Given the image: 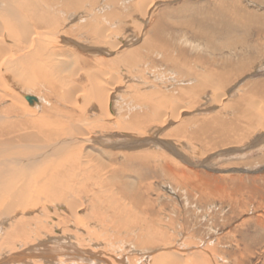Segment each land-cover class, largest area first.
<instances>
[{
    "label": "bare ground",
    "instance_id": "bare-ground-1",
    "mask_svg": "<svg viewBox=\"0 0 264 264\" xmlns=\"http://www.w3.org/2000/svg\"><path fill=\"white\" fill-rule=\"evenodd\" d=\"M84 1L96 2L0 0V223L4 227V235L0 236V249L3 248L0 264H126L122 260L123 253L108 252L94 239L99 237L98 229L108 233V227L129 230L135 234L136 242L155 250L150 264H212L206 256L207 247H204L206 252L195 249L188 258L184 251L189 248L179 251L178 247H173L176 237L169 231H175V220L170 217L163 223L160 213H164L165 207H157L150 198L149 193L154 191L150 179L156 182L168 179L174 185H180L188 192L182 194L184 199L193 191L195 195L225 200L234 195L237 199L238 193H215L219 187L207 182L210 177L201 180L191 169L162 153L139 150L122 154V162L135 164L138 182L133 187L128 177L122 176L127 170L113 167V158L118 156V151L113 148L157 144L160 142L159 128L147 133V125L165 120L174 122L170 135L183 133L194 140L206 136L205 145H200L207 150L222 146L225 140L228 143L243 142L238 140L244 136L242 132L249 136L256 129L264 128V87L258 86L262 89L259 92L254 86L220 103L222 109L210 120L194 115L179 122L182 119L179 115L185 109L178 110L173 101L186 100L190 104L186 109L195 110L192 103L197 102L199 92L210 89L212 101L219 104L231 76L224 72V60L214 66L213 59L203 55L189 56L180 45L170 42L172 37L167 38L165 30H161L162 26L166 29L172 25L164 26L158 19L145 30L142 23L136 24L138 33L143 35L138 47L118 50L127 43L125 39L113 37L108 21L113 15L104 12L99 15L100 11L93 9V17L85 18V22L66 25L67 20L83 17L78 11ZM125 1L133 9L134 3ZM134 1L139 2L138 9L145 17L158 0ZM255 21L262 23L256 18ZM236 24L243 25L238 20ZM189 26L193 28V24ZM191 29L190 33L197 36L198 31ZM222 31L224 29L216 32ZM204 33L205 43L213 42V35L211 39L207 32ZM80 37L86 38L91 46L77 42ZM232 45L236 46L235 43ZM241 46L246 45L241 43ZM68 47H73L74 51ZM214 50H217L215 46ZM113 51L116 52L114 56ZM141 55L149 58V68L171 66L187 77L190 85L170 91L169 96L159 88L142 90L148 81L142 78L143 75L137 76V80L132 74V71L136 75L145 71L135 68L140 64L147 65ZM118 65L127 68V73L119 72ZM134 81H139L142 86L135 85ZM121 88L128 93L117 102ZM38 90L45 96L37 95L38 92L26 94ZM27 96L33 99L29 101ZM230 110L233 115L227 118L229 122L225 127L222 129L219 123L215 125V121L225 117L222 113ZM201 119L202 122L197 123L199 126L191 130L194 132L183 131L187 125ZM208 123L212 132H198ZM115 131L121 132L122 140L116 139ZM178 157L187 160L182 155ZM34 213L36 215L31 216ZM59 213L73 218L72 228L66 226L68 219L58 216ZM185 219L183 224L188 226L190 222ZM27 225L32 226L27 228ZM31 231L37 236L31 238ZM40 231L43 235L38 234ZM233 241L242 253L234 255L228 250L223 254L234 259L233 264H244L243 260L249 259L251 250L247 246L241 248V242ZM16 242L20 243L17 245ZM241 254L244 255L242 259L238 258ZM127 260V264H136V260L139 264L140 259Z\"/></svg>",
    "mask_w": 264,
    "mask_h": 264
},
{
    "label": "rangeland",
    "instance_id": "rangeland-1",
    "mask_svg": "<svg viewBox=\"0 0 264 264\" xmlns=\"http://www.w3.org/2000/svg\"><path fill=\"white\" fill-rule=\"evenodd\" d=\"M129 2L134 3L133 9L125 0H121V2L96 0L94 4H91L92 1H84V6L78 11V13H82L83 17H75L72 20H67L66 25L85 22V18L93 17V9H95V12L99 10V15H102L101 12L108 13L109 16L113 15L112 19L108 20L112 25L113 37L125 39L127 43L121 45L117 49H124V51H127L130 48L138 47L142 42L143 35L138 33L136 24L142 23V27L145 30L153 20L158 19L159 23L164 26L165 24L172 25L166 29L162 28V26L161 30H165V36H167V38L170 36L172 37L170 42L174 41L173 44L178 47L180 45V47L186 50V54L189 56L203 55L202 57H207L209 60H215L214 66L219 65L218 63L224 60V72L231 76L229 85L227 84L223 88L224 95L219 104L212 101L210 89L201 90L199 92L197 102L192 103L195 105V110L189 111L186 109V106L190 105L186 100L179 99L173 101V104L178 105V110L185 109L186 111L179 115L182 118L179 122L187 121L190 116L194 115V117H205L210 120L211 116L217 114L222 109V104L220 103L225 102L229 98L232 99L235 96L237 97L239 92L244 93L248 91L247 89L254 86H257L256 88L258 90L259 87H264V0H158L155 8L145 17L138 9V6H140L139 2L134 0ZM91 6L93 8L88 11V7ZM255 18L259 19L260 22L262 21V23H256ZM236 20L243 23V25H241V27L243 26L242 29L236 24ZM244 20L246 21L245 23ZM247 21H249V23H247ZM189 24H193V28L192 26L190 27ZM189 28L198 31L196 32L197 36L195 34L192 35ZM222 28L224 31L221 33L216 32L217 30H223ZM204 31L208 33L207 37L213 35V42L208 44L205 43L206 37H204L203 34L206 33H204ZM167 33H169V35ZM82 38L84 37H80L77 42L86 45L88 43V45L91 46V43L88 42L86 38ZM241 40V43H244L246 46H241V43H239ZM208 41H210V39ZM237 41L239 42L236 45ZM232 43H235L236 46L233 47L234 45H232ZM229 44L231 45L229 46ZM214 46L217 50H214ZM68 49L74 51L73 47H68ZM115 51L117 52V50ZM115 51H113V56L116 54ZM240 54H242V56H240ZM140 58L143 62L145 61L147 65L143 66V64H140L135 66V68L145 71H139L140 73L137 75L132 71V74H135V76L139 78L143 75L142 78L148 81L145 87L138 83L141 80L134 81L135 85L142 86V90H155L159 88L164 91V94L169 96L170 91L190 85L189 79L184 75H180L181 73L175 68L167 65H158L159 67L149 68L151 66L149 58L142 55ZM241 62H243L242 65L240 64ZM235 68H237V71ZM114 69L115 67H113V71ZM116 69H118L119 72L122 71L121 73H127V68L122 65L116 66ZM218 70L222 71V69ZM138 77L137 80L139 79ZM261 91L262 89L259 90V92ZM37 92L39 94H37ZM120 92L121 96L117 98V102L122 100L123 96L125 97V95H127L126 93H128V91H124L123 89ZM26 94H37L41 97L45 96V93L39 90L26 92ZM258 99L260 100V98ZM232 115L231 110L223 112L222 116L225 117L215 121V125L219 123L223 129L225 124L229 122L227 118H231ZM200 122H202V119L195 120L187 125L185 127L186 129L183 131L194 132L191 130L199 126L197 123ZM173 124V121L169 122L168 120H165L164 123H159V121L149 122L147 128L150 130L147 129V133L159 128L157 137L160 142L131 149L113 148V151H118L117 158H113V167L125 168L127 172L122 176L128 177L127 180L132 183L134 187L135 184L137 185L136 182H138L136 174L134 173L135 164L133 162H122L124 160L122 154L124 152L134 153L137 150L146 152L155 151L162 153L168 159L179 162L184 168L191 169L195 172L196 177L201 180H207V177H210L211 179L207 182H210L215 187H219L218 190H215V193L222 192V195H225L231 191L237 192V199L235 195L231 196L232 198L227 197V200L222 197H218V199L213 196L208 198L200 194L195 195L194 191L193 194H189V196L184 199L182 194H188V192L180 185H174L173 181L168 179L157 182L155 179H150L154 186V191L150 192L149 196L158 204L157 207H165L164 213H160L163 223H166L170 217L172 220H175V231H169V234L173 235L174 238L176 237V241H173V247H178L177 249H179V251L189 248L184 251V255H186L187 258L190 257L189 253L195 249L203 252L207 247L208 251L206 250L207 252H205L208 254L206 256H208L207 258L209 261L211 260L210 262L212 264H233L235 262L234 259H228V255H224L223 253L228 250L234 253V255L242 253L235 247L234 239L237 240L236 242H241L239 243L241 248L245 249V246H247L251 250V254L248 256L249 259L245 258L246 260H243L244 264H264V128L256 129L249 136L247 132H242L244 136L238 140H243V142L228 143V141L225 140L222 142V146H217L215 148L211 147L210 150H207L205 146L200 145L202 143L205 145L206 136L200 137L199 140H194L189 139L187 135L183 133L178 136L170 135ZM205 130L212 132L209 123L204 130H199L198 132H205ZM115 132L118 135L116 139L122 140L123 137L119 136L121 132ZM95 147L99 149L98 146ZM194 147L197 148V152L194 151ZM178 155L184 156L187 160H180ZM212 178H214V180H212ZM120 181L122 180L120 179ZM233 199L235 200L234 203L231 202ZM186 200L187 202H185ZM85 202L88 203V200L86 199ZM188 212L190 214H186ZM34 215L36 214L34 213L31 216ZM58 216L65 217V215H60V213ZM185 217V221L187 222V220H189L190 222L188 226H184L183 224V218ZM226 217L227 219L223 220ZM65 218L68 219L66 226L72 228V224H75L73 218L68 216ZM8 222L10 221H7V223ZM30 223L32 222L30 221ZM3 225L6 226V224ZM207 225L210 227L208 228ZM29 226L32 225H27V228H29ZM95 228H97V226H95ZM108 229V233L102 228L98 229L97 234H99V237L95 236L94 238L102 243L101 246H104L103 248L106 251H113L115 255L123 253L122 260L126 264L129 261L127 260L128 258H139V264H150L151 255L156 253L155 250L146 249L141 242H136L135 234L129 230H116L113 227H108ZM41 232L42 231L38 234L43 235V232ZM105 232L106 235H104ZM233 232L236 237H234V235L232 237ZM2 235H4V227H2L0 223V236ZM30 235L31 238L37 236L36 233L32 231ZM254 241H256L257 244H253ZM19 243L20 242H16L17 245ZM4 249H6V247ZM2 250L3 248L0 249V252H2ZM242 255L243 254H241V256ZM241 256H238V258H244V255Z\"/></svg>",
    "mask_w": 264,
    "mask_h": 264
},
{
    "label": "water",
    "instance_id": "water-1",
    "mask_svg": "<svg viewBox=\"0 0 264 264\" xmlns=\"http://www.w3.org/2000/svg\"><path fill=\"white\" fill-rule=\"evenodd\" d=\"M26 98H27L29 101H31V100L33 99L32 96H27Z\"/></svg>",
    "mask_w": 264,
    "mask_h": 264
},
{
    "label": "crops",
    "instance_id": "crops-1",
    "mask_svg": "<svg viewBox=\"0 0 264 264\" xmlns=\"http://www.w3.org/2000/svg\"><path fill=\"white\" fill-rule=\"evenodd\" d=\"M129 1V0H128Z\"/></svg>",
    "mask_w": 264,
    "mask_h": 264
}]
</instances>
